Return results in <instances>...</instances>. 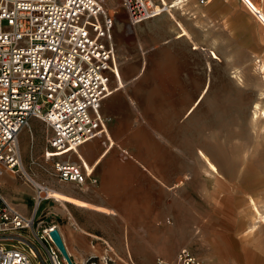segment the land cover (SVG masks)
I'll return each instance as SVG.
<instances>
[{"label": "rangeland", "instance_id": "1", "mask_svg": "<svg viewBox=\"0 0 264 264\" xmlns=\"http://www.w3.org/2000/svg\"><path fill=\"white\" fill-rule=\"evenodd\" d=\"M253 1L257 6L246 3L251 4L253 14L259 11L261 19L246 9L241 17L232 10L226 18L215 19L207 13L203 0L185 1L182 9L172 12L189 37L178 36L180 28L169 16L153 17L130 28L122 6L107 1L117 18L116 55L125 87L103 101L102 113L119 112L142 127L127 137L118 129V138L109 121L112 150L122 163L158 164L168 183L178 181L183 188L181 202H167L166 216L150 220L153 241L157 245L162 240L158 250H139L135 256L130 252V263L127 252H96L100 258H110L108 264H155L157 257L172 258L183 246L202 256L208 253L219 260L232 257L239 263V246L230 236L232 232L249 243H258L256 252L259 261H264V222L244 231L251 224L249 198L264 217V70H259L264 63V1ZM195 45L198 47L193 48ZM184 114L182 131L172 135L175 122ZM31 130L32 142L28 134L20 135L23 165L35 175L36 182L48 184L51 175L40 159L45 125L32 119ZM198 150L214 164L216 172L210 171ZM31 157L36 164H30ZM13 176L19 184L24 183L17 174ZM46 186L57 192L53 190L57 201L50 203L63 208L65 193ZM7 191L11 185L4 181L0 193ZM23 202L30 212L37 207L38 215L48 203L36 206L29 199ZM52 219L62 223L60 218ZM156 226L164 230L156 232Z\"/></svg>", "mask_w": 264, "mask_h": 264}, {"label": "built area", "instance_id": "2", "mask_svg": "<svg viewBox=\"0 0 264 264\" xmlns=\"http://www.w3.org/2000/svg\"><path fill=\"white\" fill-rule=\"evenodd\" d=\"M107 1L0 0V182L17 174L33 187L36 206L55 200L47 184L36 182L23 165L19 132L28 129L32 142V119L45 125L40 159L53 178L79 185L96 182L85 161L68 156L93 138L109 140L106 127L112 116L101 112V104L121 71L117 18ZM111 1L126 11L128 27L167 9L154 0ZM254 14L261 19L258 10ZM30 164H36L32 157ZM36 211L26 217L0 194V264H67L50 236L56 224H47L45 213ZM101 259L111 260L102 255L78 264H103ZM155 264L208 263L183 246L172 259L157 257Z\"/></svg>", "mask_w": 264, "mask_h": 264}, {"label": "crops", "instance_id": "3", "mask_svg": "<svg viewBox=\"0 0 264 264\" xmlns=\"http://www.w3.org/2000/svg\"><path fill=\"white\" fill-rule=\"evenodd\" d=\"M185 1L187 0H158V2H163L167 9L165 13L157 15L155 18L169 16L180 28L178 36L185 35L189 37L190 33L188 30L184 28L172 12L173 9H182ZM203 1L206 4V11L211 18H226V15L232 10L235 11L236 16L241 17L240 14L245 9L255 17L251 9L247 7L246 0H239L241 1L240 8L237 6L239 4L238 0ZM247 1L257 6L253 0ZM242 20L244 23L245 17ZM122 24L119 23V25ZM127 31H130V29H127ZM197 47V45L193 46V48ZM201 49L204 48L201 47ZM213 54L215 53L210 50L212 58H216L217 56H213ZM119 76L122 83L117 84L114 80V85L112 86L114 89L104 100L112 99L116 91L124 89L125 81L121 72H119ZM110 116H112V132H115L118 138H121L118 129L123 131V137L130 136L142 129L130 117L128 118L119 112L114 115L110 114ZM184 117L185 114L175 122L172 135L182 131ZM106 131L109 138L108 143L106 140L100 142L99 138H93L81 144L76 152H72L68 156L73 162H78L79 158L85 161L92 168V177L96 178V182H92L89 179L84 184L79 185L70 181L59 182L52 176L50 180H47V185H51L65 193L64 203L62 204L64 207L61 208L62 210L55 208L54 204L47 201V206L40 215L45 213L46 221L50 222L54 221L52 218L61 219L62 223L60 225L55 223L56 228L63 239L69 255L77 264L89 257H100L96 253L99 250L101 252L108 250L127 252L129 263L130 261L133 262L132 256L129 255L130 252H133V256H135V252L139 250L148 252L158 250L159 247L157 245L162 243V240L157 245L156 241H153L150 220H157L166 216L167 202H181L183 200L181 182L173 181L168 183L166 174L161 171L158 164L146 162V165H144L139 162H119L117 151L112 150L114 141L111 138L108 125ZM149 132L152 133L154 130L149 129ZM22 133L29 135L28 129H21L19 141ZM119 140L121 141L122 139ZM163 144L167 146L168 139H165ZM198 152L210 168V171L216 172L217 170L211 167L210 164L212 162L208 157L201 150H198ZM4 181L11 185V191L0 194L22 215L26 217L30 216L31 212L28 205L23 201L29 199L34 202L32 188L30 189L25 186V182L19 184L13 175L6 176L0 184L4 183ZM54 191L56 192V190ZM248 208L250 210L249 219L251 224L244 231L247 229L252 231L257 228V219L254 217L249 199ZM137 220L148 221L145 223L141 221L137 222ZM154 229L156 232L164 230V228L157 226ZM230 236L233 237L239 246V263H236L237 261L232 257L227 260H219L208 253H204L203 257L195 250L189 249L208 264H264V261H259V255L256 252L258 243H249L247 239L237 236V233L232 232ZM261 245L259 243V249H261ZM162 258L172 259L167 257Z\"/></svg>", "mask_w": 264, "mask_h": 264}, {"label": "water", "instance_id": "4", "mask_svg": "<svg viewBox=\"0 0 264 264\" xmlns=\"http://www.w3.org/2000/svg\"><path fill=\"white\" fill-rule=\"evenodd\" d=\"M50 236L52 237L55 245L58 247L60 253L62 254L63 258L65 259L67 264H75L71 256L69 255L67 248L63 242V239L58 231L57 228H54L50 231Z\"/></svg>", "mask_w": 264, "mask_h": 264}, {"label": "bare ground", "instance_id": "5", "mask_svg": "<svg viewBox=\"0 0 264 264\" xmlns=\"http://www.w3.org/2000/svg\"><path fill=\"white\" fill-rule=\"evenodd\" d=\"M264 70V65H263V63L260 65V68H259V70ZM115 82H117V84H121L122 82H121V79H120V76H119V79H118V81H116L115 80ZM123 85V84H122ZM120 86V85H119ZM211 165V167L212 168H214L215 170H217L216 169V167L211 163L210 164ZM46 191L48 192V194L50 195V196H52V197H54L55 198V201H57V198L55 197V196H53V194H54V191L53 190H48V189H46ZM249 203H250V205H251V208H252V211H253V214H254V217H255V219H257V222L258 223H263L264 222V217H263V214L260 212V210H259V208L257 207V205L255 204V202L253 201V199H251V198H249ZM251 211V212H252Z\"/></svg>", "mask_w": 264, "mask_h": 264}, {"label": "snow or ice", "instance_id": "6", "mask_svg": "<svg viewBox=\"0 0 264 264\" xmlns=\"http://www.w3.org/2000/svg\"><path fill=\"white\" fill-rule=\"evenodd\" d=\"M73 2H74V0H73ZM82 31V30H81ZM85 35H86V33H85ZM213 56H215V54H213Z\"/></svg>", "mask_w": 264, "mask_h": 264}]
</instances>
